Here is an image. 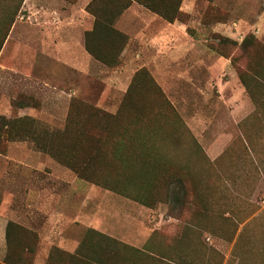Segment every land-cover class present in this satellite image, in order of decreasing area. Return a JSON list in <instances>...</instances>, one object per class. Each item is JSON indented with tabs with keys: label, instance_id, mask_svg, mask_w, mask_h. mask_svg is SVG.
I'll return each instance as SVG.
<instances>
[{
	"label": "rangeland",
	"instance_id": "1",
	"mask_svg": "<svg viewBox=\"0 0 264 264\" xmlns=\"http://www.w3.org/2000/svg\"><path fill=\"white\" fill-rule=\"evenodd\" d=\"M68 1L20 4L0 49V126L3 118L29 116L37 129L60 130L72 97L114 114L144 68L157 86L143 77L136 90L157 114L137 133L132 126L122 131L124 162L113 164L132 175L141 163L149 170L180 169L196 183V201L207 210L196 212L194 203L178 209L173 199L145 206L78 179L29 138L4 136L0 206L37 232L33 264L45 261L53 246L75 250L88 230L153 255L130 264H158L162 254L170 260L165 264H264V88L249 78L238 46L222 48L227 56L211 47L220 36L239 44L248 33L264 46V0H191L170 43L141 44L134 37L116 67L94 59L79 70L60 44ZM129 32L136 36V29ZM132 189L134 182H126L122 192ZM115 247L121 258L140 255Z\"/></svg>",
	"mask_w": 264,
	"mask_h": 264
},
{
	"label": "trees",
	"instance_id": "2",
	"mask_svg": "<svg viewBox=\"0 0 264 264\" xmlns=\"http://www.w3.org/2000/svg\"><path fill=\"white\" fill-rule=\"evenodd\" d=\"M182 1L91 0L87 9L94 15V21L92 29L84 34L86 51L93 59L106 67H116L128 39L126 34L114 27L121 13L135 2L172 23L182 15L180 11ZM22 2L23 0H0V49ZM236 46L248 58L247 68L252 73L249 78H254L256 84L264 88V46L253 34L248 33L239 44L230 37L220 36L219 43L211 45L213 50L226 56L227 53L222 48L232 49ZM143 77L148 79L149 87L156 88L157 85L148 71L144 68L139 69L134 74L121 105L114 114L72 97L62 129L54 131L37 129L34 119L29 116L3 118L0 126V139L4 136L6 140L29 138L38 150L68 168L78 179L125 194L126 197L145 206H150L156 201L171 203L173 199L177 202L178 209L183 208L186 203L187 205L194 203L196 212L201 213L207 208L205 209L196 201L200 197L196 183L190 181L180 169L168 171L163 167L149 170L145 167L147 163H141L142 169L135 171L132 175V173L120 171L113 164L124 162L121 149L128 127L132 126L133 133H137L136 128L140 129L148 125L149 119L157 114L155 108L142 102L140 95L142 92L136 90V86L141 83ZM238 77L254 98L245 73L239 71ZM257 107L259 109L260 106ZM120 135L122 138H119ZM108 148L111 150L109 156H107ZM148 163L150 167L149 160ZM126 182H134L135 189H132L131 193L122 192ZM93 234L100 240L94 241ZM5 239L6 253L0 264H33L39 242L36 231L10 220L6 224ZM117 244L122 248L132 249L140 255L136 257L134 254L122 253L121 258L115 247ZM143 255L145 257L141 260ZM152 256L94 230H88L75 252L70 253L53 246L44 264H119L121 260L122 263L127 264L130 262L146 263L143 261ZM154 260L158 264L170 261L163 254Z\"/></svg>",
	"mask_w": 264,
	"mask_h": 264
},
{
	"label": "crops",
	"instance_id": "3",
	"mask_svg": "<svg viewBox=\"0 0 264 264\" xmlns=\"http://www.w3.org/2000/svg\"><path fill=\"white\" fill-rule=\"evenodd\" d=\"M91 0H69L70 5L66 7L65 17L63 18L65 34L64 38L60 41V44L68 51L70 66L79 70L85 65L86 61L93 60L92 56L86 51L84 46V34L85 32L92 29L94 15L87 9V5ZM191 0H183L180 6V11L184 14L189 13L187 3ZM183 5V6H182ZM188 8H187V7ZM133 22H132V21ZM177 25V20L174 22H168L158 16L157 14L149 11L148 9L140 6L133 2L128 6L121 15L117 18L114 27L118 31L127 35L128 39L125 48L131 43L132 38H136L139 43L146 44V39L149 43H170L173 36L172 31ZM235 25V24H234ZM136 29V36L132 35L129 31ZM150 30L151 34L148 36L146 31ZM52 45L57 46L58 42H51ZM120 58L122 57V53ZM55 54V53H54ZM67 57V56H66ZM1 199V196H0ZM2 201V199H1ZM1 205V203H0ZM13 214L5 211L0 206V262L3 261L6 253V239H5V228L8 221L12 220ZM49 236H46L48 238ZM78 247V245H77ZM75 250H69L63 247H58L67 252L73 253ZM49 253V251H48ZM48 253H44L47 254ZM46 255V257H47ZM42 262L36 261L35 264H43Z\"/></svg>",
	"mask_w": 264,
	"mask_h": 264
}]
</instances>
